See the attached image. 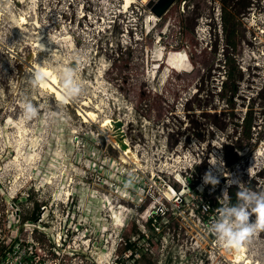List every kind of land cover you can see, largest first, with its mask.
Segmentation results:
<instances>
[{"label": "rangeland", "instance_id": "1", "mask_svg": "<svg viewBox=\"0 0 264 264\" xmlns=\"http://www.w3.org/2000/svg\"><path fill=\"white\" fill-rule=\"evenodd\" d=\"M224 2L247 3L231 107L220 97ZM150 13L138 0H0V226L23 240L21 223L38 214L35 240L60 239L93 264H264V230L236 255L207 208L237 194L229 179L264 190V0H176L159 19ZM182 52L194 65L188 56V70L168 67ZM35 63L56 74L75 65L82 95L57 100L32 82ZM27 101L38 112L25 120ZM246 111L251 137L238 149ZM208 170L214 186L203 183ZM138 236L136 255L120 254V240Z\"/></svg>", "mask_w": 264, "mask_h": 264}, {"label": "clouds", "instance_id": "2", "mask_svg": "<svg viewBox=\"0 0 264 264\" xmlns=\"http://www.w3.org/2000/svg\"><path fill=\"white\" fill-rule=\"evenodd\" d=\"M39 47L43 49L44 44ZM58 79L62 84L63 95L61 100H75L83 93V85L76 78V66L70 65L58 70ZM48 73L37 67L32 72V82L36 85L44 83ZM37 107L27 101L23 105V117L25 120L36 116ZM214 159L209 160L212 165L219 164L222 168L223 161L213 155ZM204 184L216 185L219 177L214 175L211 170L204 173L202 177ZM235 182L238 185L237 200L235 203L225 201L218 208L216 216L212 219L210 230L217 238L218 242L225 249L239 248L253 233L264 230V190H254L247 187H240V180L229 179L227 184ZM226 189L224 190V192ZM254 219L250 220V216Z\"/></svg>", "mask_w": 264, "mask_h": 264}, {"label": "trees", "instance_id": "3", "mask_svg": "<svg viewBox=\"0 0 264 264\" xmlns=\"http://www.w3.org/2000/svg\"><path fill=\"white\" fill-rule=\"evenodd\" d=\"M247 6V3H241L237 4L236 8L229 7V4L227 2L223 3V6L221 7V13L219 16V24H220V29L222 30V34L225 38V43H226V48L224 49L223 52V66H224V78L221 81V87H220V97L225 100V103L227 104L228 107H231L232 101H233V96L236 92L237 89V83H236V69L237 68V59H236V53H237V23H238V16L241 11H243L244 7ZM230 49V50H229ZM188 56L190 52H187ZM191 54V53H190ZM190 57V56H189ZM189 60H191L192 64L194 65V61H192V58L190 57ZM186 71V70H185ZM252 126V119L250 115H248V111L245 112L243 115L242 121H241V135L238 140V144L236 147L238 149H241L244 147V145L247 143V140L251 137L250 135V128ZM193 187L194 185H190ZM235 188H232L236 191L238 189L236 186ZM231 190V189H230ZM233 191L231 190V197L227 200L230 203H235L237 200V195L234 194ZM224 204V202H220V200H212L209 199L207 203V208L209 211H214L215 209H218ZM39 209V204H36V210ZM145 209H141L144 213ZM163 212L162 215L167 214V219H169V210L165 211L164 209H161ZM38 217V214H34L31 216L29 219L30 220H36ZM152 218H149V222L151 223L152 219L155 220H160V216H151ZM172 216L170 215V218ZM141 237V235H140ZM139 236L134 240H131V238H123L119 242V247L122 245L120 249V254H123L126 251H130V256H134L136 252V246H137V241L140 238ZM143 237V235H142ZM118 247V249H119Z\"/></svg>", "mask_w": 264, "mask_h": 264}, {"label": "built area", "instance_id": "4", "mask_svg": "<svg viewBox=\"0 0 264 264\" xmlns=\"http://www.w3.org/2000/svg\"><path fill=\"white\" fill-rule=\"evenodd\" d=\"M16 220L20 222V214H16ZM39 216L36 220L27 221L25 224V231L27 237L25 239L14 238L17 234L13 232L11 235H6L3 228L0 226V264H93L85 254H77L69 252L64 249V244L60 239L54 240L53 244L45 248L34 236L35 230L39 229V224L35 226ZM29 222V223H28ZM13 226V224H12ZM42 232V230H41ZM35 237V238H34ZM121 241V240H120ZM129 253V254H128ZM130 251L124 252L125 255L130 256ZM136 255V252H135Z\"/></svg>", "mask_w": 264, "mask_h": 264}, {"label": "bare ground", "instance_id": "5", "mask_svg": "<svg viewBox=\"0 0 264 264\" xmlns=\"http://www.w3.org/2000/svg\"><path fill=\"white\" fill-rule=\"evenodd\" d=\"M136 0H125V6H127L129 3H133L135 2ZM153 15V14H152ZM151 13L149 14V17H152ZM155 17V16H154ZM38 41V40H37ZM43 43V42H42ZM38 45V44H37ZM179 51V50H178ZM173 54V53H172ZM170 55V54H169ZM183 57V60L181 61V57ZM178 55V54H175L173 57H170L168 58L167 60V65L168 67L172 68V69H175V70H188L187 67H186V63L183 62V61H186L188 62V56L187 54H185L184 52H182L181 55ZM177 58V59H176ZM178 58H181L178 60ZM33 66V65H32ZM37 67H39L42 71H45L47 72L49 75L46 79V81L42 84H40L39 86L41 88H44V89H47L50 93H52L55 98L59 101H62L61 100V97L63 95V89L60 87L59 85V80H58V75L56 74V72L51 68V67H48L47 65H43V64H40V63H35V65L33 66V69L35 70ZM33 72V71H32ZM62 102H69V100H63ZM84 103V102H83ZM85 104V103H84ZM83 104V105H84ZM84 113V111H83ZM80 114V113H79ZM85 114V113H84ZM87 114V113H86ZM89 114V113H88ZM87 114V117L89 116ZM81 115V114H80ZM108 134L113 137L112 139L114 144L116 146H122L123 143H124V138H123V135H122V131H121V128L119 127L118 124L116 123H113L110 127H108ZM264 142V141H263ZM124 149V148H123ZM131 149V148H130ZM130 149H126L123 150L122 152V155L123 156H126L127 153L130 152ZM262 153V152H261ZM134 154V153H133ZM264 155V154H263ZM255 162V161H254ZM235 251L234 253L237 255V252L238 250L236 248H232V249H227V251ZM233 255V254H232Z\"/></svg>", "mask_w": 264, "mask_h": 264}, {"label": "water", "instance_id": "6", "mask_svg": "<svg viewBox=\"0 0 264 264\" xmlns=\"http://www.w3.org/2000/svg\"><path fill=\"white\" fill-rule=\"evenodd\" d=\"M157 19L161 18L176 0H138Z\"/></svg>", "mask_w": 264, "mask_h": 264}]
</instances>
